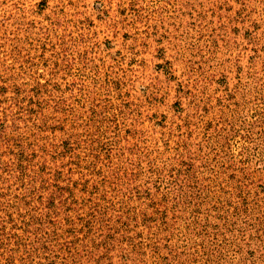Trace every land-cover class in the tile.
<instances>
[{
  "label": "rangeland",
  "instance_id": "rangeland-1",
  "mask_svg": "<svg viewBox=\"0 0 264 264\" xmlns=\"http://www.w3.org/2000/svg\"><path fill=\"white\" fill-rule=\"evenodd\" d=\"M253 121L264 0H0V264H260L218 186ZM180 162L179 219L138 228L149 165Z\"/></svg>",
  "mask_w": 264,
  "mask_h": 264
},
{
  "label": "trees",
  "instance_id": "trees-1",
  "mask_svg": "<svg viewBox=\"0 0 264 264\" xmlns=\"http://www.w3.org/2000/svg\"><path fill=\"white\" fill-rule=\"evenodd\" d=\"M255 127V121L250 122V128L245 135L238 163L232 162L234 163L235 172L239 175L229 176L225 182H221L218 186L219 188L221 186L222 188L229 187L232 190L231 203L227 207L223 206L222 209H225V211L220 212L224 216L222 219L223 228H226L230 223L236 225V234L241 235L242 241H247L246 243L250 249L254 248L255 251L261 252L264 250V128L259 127V130L256 131L254 130ZM6 147L9 148V145ZM14 164L15 168L9 170V172L18 170V168L22 169L20 163ZM179 164H181L179 168L161 167L153 163L149 165V175H147L145 181L152 194L147 190V195L141 198L142 200L144 198L145 207L138 215L139 219H136L138 228L139 226L150 227L149 224L153 221L160 222V226L162 224L170 225V220L177 221L179 219L176 214L181 212L180 209L184 205L187 194L186 186H188L184 175V167H182L183 163L180 162ZM9 172L6 174L0 165V204L10 203V200L6 199L7 195L4 190H1L4 189L1 185L7 183L10 177L20 178L19 175V177H16V175L9 174ZM29 184L31 185V183ZM29 184L27 187H30ZM251 186L255 190L250 189ZM8 206L11 207V204ZM2 210L3 208L0 207V227L5 228V224L11 216L4 211L2 213ZM256 215L258 218H256ZM255 219L257 224L254 223ZM213 228L215 230L219 229V223L217 227ZM249 230L253 233L251 234L252 239L247 238ZM215 233L220 234L219 232ZM201 235L212 237L207 229L203 230ZM263 262L264 260L260 264H264ZM219 264H222V261ZM242 264L249 263L245 261Z\"/></svg>",
  "mask_w": 264,
  "mask_h": 264
}]
</instances>
